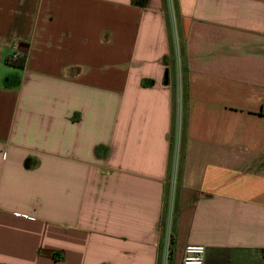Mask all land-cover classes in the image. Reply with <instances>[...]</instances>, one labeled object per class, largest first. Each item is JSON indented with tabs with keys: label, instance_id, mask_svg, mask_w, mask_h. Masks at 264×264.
<instances>
[{
	"label": "crops",
	"instance_id": "crops-1",
	"mask_svg": "<svg viewBox=\"0 0 264 264\" xmlns=\"http://www.w3.org/2000/svg\"><path fill=\"white\" fill-rule=\"evenodd\" d=\"M170 19L0 0V264H264V0Z\"/></svg>",
	"mask_w": 264,
	"mask_h": 264
},
{
	"label": "rangeland",
	"instance_id": "rangeland-1",
	"mask_svg": "<svg viewBox=\"0 0 264 264\" xmlns=\"http://www.w3.org/2000/svg\"><path fill=\"white\" fill-rule=\"evenodd\" d=\"M173 7V4H172V0H168V9L171 10L170 8ZM179 30L177 28H175V26H173V39H174V46L177 50V52L179 53V55L181 56L180 52L182 50V43H181V39H180V33H178ZM14 69L13 70H17L18 68H15L13 67ZM175 72V71H174ZM177 74L178 72L173 73L172 75H170L171 77V82H175L178 80V77H177ZM180 87H178L177 89V92H176V99H177V102H176V107H175V120H176V123L179 124L180 123V103H179V99H180ZM178 134V132H176ZM176 134V138H175V141H176V145L178 147V149H180L181 147V142L178 141V136ZM180 144V146H179Z\"/></svg>",
	"mask_w": 264,
	"mask_h": 264
},
{
	"label": "built area",
	"instance_id": "built-area-1",
	"mask_svg": "<svg viewBox=\"0 0 264 264\" xmlns=\"http://www.w3.org/2000/svg\"><path fill=\"white\" fill-rule=\"evenodd\" d=\"M206 247L200 244H189L185 248L184 264H204ZM168 251L164 253L163 264H167Z\"/></svg>",
	"mask_w": 264,
	"mask_h": 264
},
{
	"label": "trees",
	"instance_id": "trees-1",
	"mask_svg": "<svg viewBox=\"0 0 264 264\" xmlns=\"http://www.w3.org/2000/svg\"><path fill=\"white\" fill-rule=\"evenodd\" d=\"M166 1V7H167V16L169 17V20L171 21V25H172V28H173V22L172 20L170 19L171 18V10L168 9V0H165ZM146 0H132V3L134 5H139V6H144ZM172 3H173V6H175V0H172ZM171 9V8H170ZM172 53H173V56H174V59H175V56H176V49H175V46H174V40H173V48H172ZM180 54H182V50L180 52ZM181 58V56H180ZM10 64L14 65V66H19V67H23L26 63V58L25 57H17V58H10L9 60ZM183 69V68H181ZM151 83H153V81L151 80ZM176 132L177 130H175V132L173 131V134H172V138L173 140L175 139L174 136L176 135ZM181 169H180V175H181Z\"/></svg>",
	"mask_w": 264,
	"mask_h": 264
}]
</instances>
